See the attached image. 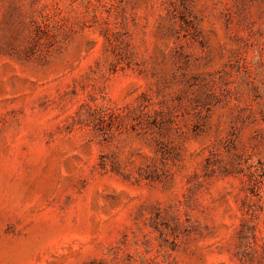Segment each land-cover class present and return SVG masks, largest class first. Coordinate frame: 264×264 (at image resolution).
Masks as SVG:
<instances>
[{"label":"rangeland","instance_id":"1","mask_svg":"<svg viewBox=\"0 0 264 264\" xmlns=\"http://www.w3.org/2000/svg\"><path fill=\"white\" fill-rule=\"evenodd\" d=\"M0 264H264V0H0Z\"/></svg>","mask_w":264,"mask_h":264}]
</instances>
